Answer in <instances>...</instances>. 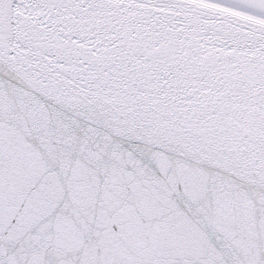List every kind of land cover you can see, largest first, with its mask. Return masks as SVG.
<instances>
[{"label":"snow or ice","instance_id":"obj_1","mask_svg":"<svg viewBox=\"0 0 264 264\" xmlns=\"http://www.w3.org/2000/svg\"><path fill=\"white\" fill-rule=\"evenodd\" d=\"M0 264H264V0H0Z\"/></svg>","mask_w":264,"mask_h":264}]
</instances>
